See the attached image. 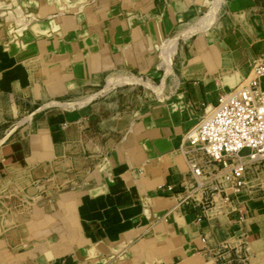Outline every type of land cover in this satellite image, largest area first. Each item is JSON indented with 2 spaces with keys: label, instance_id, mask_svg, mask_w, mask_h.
I'll return each instance as SVG.
<instances>
[{
  "label": "crops",
  "instance_id": "crops-1",
  "mask_svg": "<svg viewBox=\"0 0 264 264\" xmlns=\"http://www.w3.org/2000/svg\"><path fill=\"white\" fill-rule=\"evenodd\" d=\"M61 1L55 20L66 33L80 22L66 14L74 0ZM221 2L217 0L218 5ZM6 16L0 8L2 27ZM47 22L31 30L45 32ZM217 30L208 38L209 48L200 46V40L197 53L178 73L154 86L160 96L148 97L153 87L147 84L148 103L132 78L116 80L117 71L103 88L97 87L102 81L81 80L80 84L95 85L81 90L77 101L53 99V94L79 85L62 88L64 82L58 81L45 88L49 71L57 74L61 69L48 58L58 55L42 52L44 40L29 39L19 57L30 70L11 46L0 41V94L21 101L24 93L40 90L46 104L63 108L76 104L41 121L34 141L62 154L46 168L34 165L33 177L40 179L45 173L57 188L76 183L89 171L72 193L77 236L74 241L62 240L65 243L51 239L43 264H264V183H256L264 179V168L250 186L239 190L222 187L204 193L201 200L183 194L194 178L181 147L186 133L226 88L242 82L233 77L223 85L210 76L214 70L206 68L228 60L231 51L235 64L248 76L254 61L264 55V0H225ZM53 64L54 71L49 68ZM83 65L80 59L76 73ZM146 105L152 108L143 111L141 106ZM137 107L139 114L134 115ZM74 154H84L87 160L96 157L95 165H83ZM72 166L78 168V177L66 175ZM190 194L201 195L195 189Z\"/></svg>",
  "mask_w": 264,
  "mask_h": 264
},
{
  "label": "rangeland",
  "instance_id": "rangeland-1",
  "mask_svg": "<svg viewBox=\"0 0 264 264\" xmlns=\"http://www.w3.org/2000/svg\"><path fill=\"white\" fill-rule=\"evenodd\" d=\"M224 1L218 5L217 0H74L71 11L66 14L72 15L80 25L63 33L64 28L55 20L61 13L58 9L63 3L61 0H0V8L7 14V22L0 26V37L1 32H5V37L0 41L11 46L18 57L24 44L34 39L44 40L42 52L49 56L58 55V58H48L61 69L57 74L49 71L45 88L49 89L58 81L64 82L62 88L79 85L65 93L53 94V99L77 101L81 90L87 85H95L80 84L81 80L102 81L103 84L97 87L103 88L109 83L112 72L117 71L116 80L120 78L122 82L124 78H132L136 81L132 85L143 90L144 103H148L145 91L150 86L147 84L153 87L148 89L151 93L148 97L160 96V89L154 86L160 85L163 77L177 74L185 60L197 53L200 40V46H211L208 38L218 32ZM44 7L47 10H42ZM46 20L45 32L31 30ZM65 34L71 36L65 38ZM86 36L90 38H83ZM220 37L217 38L220 40ZM81 38L85 39L82 43ZM229 54V59L222 64L214 63L206 68L207 71L212 68L214 71L210 76L223 85L228 83L226 79L235 77L244 81L247 76L235 64L233 53L229 51ZM19 59L30 68L25 59ZM80 59L84 65L76 73L75 67ZM24 95L18 101L12 95L0 94V264H43V254L51 239L55 242L74 241L77 225L72 193L89 173L78 177V168L72 166L66 170V175L77 176L76 183L57 188L50 184V177L45 173L40 179L33 177L34 165L41 164L46 168L51 159L62 154L56 147L47 146L45 149L34 141L41 132V121L76 104L67 108L46 104L40 90ZM151 106H141V109L149 111ZM139 110L137 107L132 113L139 114L136 112ZM71 156L77 157L83 165L89 164L90 168L96 162V157L87 160L84 154ZM263 168L262 164L257 171L252 170L246 186L262 175ZM196 182L194 177L187 185L183 193L185 197L201 200L204 193L213 192L217 185L216 182L210 184V188L199 190L201 195L196 196L190 194V190L197 187ZM256 183H264V179H257Z\"/></svg>",
  "mask_w": 264,
  "mask_h": 264
},
{
  "label": "built area",
  "instance_id": "built-area-1",
  "mask_svg": "<svg viewBox=\"0 0 264 264\" xmlns=\"http://www.w3.org/2000/svg\"><path fill=\"white\" fill-rule=\"evenodd\" d=\"M263 77L264 55L254 61L243 86L222 93L186 133L183 152L197 187L203 177L206 183L216 182L214 190H239L252 170L264 166Z\"/></svg>",
  "mask_w": 264,
  "mask_h": 264
},
{
  "label": "bare ground",
  "instance_id": "bare-ground-1",
  "mask_svg": "<svg viewBox=\"0 0 264 264\" xmlns=\"http://www.w3.org/2000/svg\"><path fill=\"white\" fill-rule=\"evenodd\" d=\"M56 65H51V66H49V68L51 69V70H56V67H55ZM245 81V80H244ZM244 81H242L238 86H243L242 84H244L245 82ZM213 107V106H212ZM212 107H210V108H208L207 110H210ZM183 145H181V147H182ZM182 149H183V147H182ZM199 179V181H200V183L198 182V187L197 188H195V190H203V188L207 185V184H212L211 182L210 183H206V180L203 178V177H201V178H198Z\"/></svg>",
  "mask_w": 264,
  "mask_h": 264
}]
</instances>
